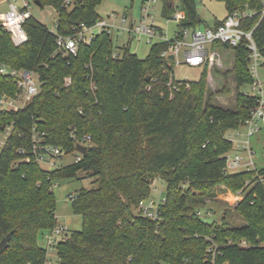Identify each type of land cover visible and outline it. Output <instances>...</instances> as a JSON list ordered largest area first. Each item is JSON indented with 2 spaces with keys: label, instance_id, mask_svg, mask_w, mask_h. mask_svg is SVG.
Here are the masks:
<instances>
[{
  "label": "trees",
  "instance_id": "obj_1",
  "mask_svg": "<svg viewBox=\"0 0 264 264\" xmlns=\"http://www.w3.org/2000/svg\"><path fill=\"white\" fill-rule=\"evenodd\" d=\"M217 1L228 15L247 14L241 29L252 31L264 67L261 1ZM31 2L54 8L57 23L52 32L31 16L23 24L22 45L0 24V68L34 73L40 83L24 108L0 107V135L9 131L0 152V243L11 233L0 264L49 263L38 236L57 227L54 183L81 177L95 178L98 187L80 190L71 201L83 225L57 241L59 264H264V168L226 170V155L235 149L226 135L242 127L257 105L256 97L241 92L255 82L247 41L233 48L236 109H224L205 99L207 67L198 82L169 86L173 63L161 55L175 39L153 44L140 59L129 46L119 51L112 33L102 31L69 54L58 47L57 36L93 27L102 19L97 9L103 0ZM162 2L164 18L182 14L179 36L204 23L197 0ZM223 47L230 48L213 45ZM18 93L16 78L0 73V101ZM87 136V153L69 166L45 169L35 159L34 151L42 154L46 147L59 148L61 156L73 153ZM157 178L166 193L161 219L154 222L137 208L153 197ZM219 185L246 193L234 209L245 225L200 215ZM242 240L247 248L240 247Z\"/></svg>",
  "mask_w": 264,
  "mask_h": 264
},
{
  "label": "rangeland",
  "instance_id": "obj_2",
  "mask_svg": "<svg viewBox=\"0 0 264 264\" xmlns=\"http://www.w3.org/2000/svg\"><path fill=\"white\" fill-rule=\"evenodd\" d=\"M147 6L148 0H103V3L97 9L102 19L114 25L112 35L115 47L120 51L122 47L129 46L131 53L140 59H145L150 53L151 46L161 41L160 38H157L149 42L144 35H136L134 38H131L128 33L130 29L141 21L145 15L144 8ZM151 6H153V10L150 11V14L154 16L155 25L161 30L165 39L168 41L173 40L178 32V22L175 16L173 19L163 17L162 0H156ZM197 9L204 21L201 27L212 25L216 20H221L228 14L226 5L217 0H197ZM29 10L37 20L45 24L52 32H55L57 12L54 8H42L34 2H31ZM114 16H116V18ZM124 18L126 19L125 22H123ZM100 32L98 28H94L91 31L94 35ZM91 33H87V35L90 36ZM184 50L185 48L183 47L180 55L181 60ZM219 54L221 56L220 62L207 67L205 99L209 100L215 106L234 110L236 109L237 100L236 81L233 74L235 52L233 48H222ZM172 71L176 81L198 82L202 77L204 67L191 68L185 64L177 65L176 62H173ZM258 75L259 81L264 84V67L259 68ZM241 92L251 93V87L248 85L243 86ZM18 95L19 93L15 98H18ZM9 99H12V97L7 95L4 97V100L7 102L10 101ZM19 101L15 103V106H21V101ZM8 107V105L4 106V109L6 110ZM228 134H232V132L229 131ZM8 135L9 131L0 135V152ZM251 147L255 154L254 163L256 168L263 169L264 130L251 138ZM77 156L78 153L76 151L63 155L55 159V164L57 167L69 166L75 163ZM41 167L45 169L49 168L47 164H42ZM97 187L98 184L95 182V178L91 177H81L80 179L73 180L67 179L54 183L53 190L57 203V226H63L67 230V232H65L67 235L72 231H81L83 225L82 217L74 214L72 210V203L69 196L75 195L82 189L92 190ZM156 188L158 191H154ZM152 190V196L155 198L160 196L161 192L165 195L166 183L160 178H157L152 183ZM245 194L244 191L233 192L224 185H219L215 189L214 195L207 197L205 200L206 208L203 211L207 213L204 218H207L208 221H221L225 217L237 227L245 225L243 218L234 211L237 205L244 199ZM49 233L50 232H41L39 234L38 243L40 246L47 248L44 235ZM63 235L57 238L58 241L65 239ZM48 259L50 264H59L55 248L49 251Z\"/></svg>",
  "mask_w": 264,
  "mask_h": 264
},
{
  "label": "built area",
  "instance_id": "obj_3",
  "mask_svg": "<svg viewBox=\"0 0 264 264\" xmlns=\"http://www.w3.org/2000/svg\"><path fill=\"white\" fill-rule=\"evenodd\" d=\"M21 7L11 3L9 8L5 12H0V24L7 30L12 37L13 42L16 45H22L27 41V34L23 28L24 22L32 16L29 7L31 0H20ZM156 0H148V6L144 8L145 15L141 21L128 31L131 38L136 35H144L149 42L154 39L160 38L161 41H168L164 35L160 32L159 28L155 25L154 16L150 14L153 10L151 4ZM262 3V14H264V0H260ZM247 15V14H246ZM240 13H233L228 15L217 27L215 28H194L184 29L181 35H176L175 42L169 47V49L162 53V57L169 60L171 55L174 56V61L177 65L185 64L191 68L209 67L214 63H218L221 60V56L218 50L213 48L216 43L227 45L230 48L238 47L240 44L247 41L248 48L251 51L250 56V70L252 76L255 78V82L251 87L250 92H243L246 96H254L257 99V105L251 110L249 118L244 125L239 129L231 130L232 134L226 135V139L235 145L234 151L226 155V170L228 173H237L245 170H257L254 163V152L251 147V138L259 134L264 130V84L259 81L258 70L261 67L260 54L252 39V31L246 32L241 29V20L246 16ZM116 18V16H114ZM175 19L179 21L178 14L175 15ZM126 19H123L125 22ZM98 28L100 31L113 32L114 25L108 21L101 19L93 27H83V30L78 32L74 36H57L58 47L69 54H76L78 49V42L90 43L95 35L91 33L92 29ZM87 33H91L90 36ZM185 48L183 52V58L180 59L181 49ZM120 57L119 52L113 54V59ZM16 78L17 86L19 88L18 98L9 99L7 102L4 98L0 101L1 109L4 106H9L6 110H18L24 108L40 91V83L34 73L28 71H8L5 67L0 68V73H9ZM66 83H69L68 78L65 79ZM179 84L175 80L173 73H171L169 86ZM21 101V106H15V103ZM19 101V102H20ZM5 110V109H4ZM90 136L83 138L82 142H78L75 145H84V142L89 141ZM78 153V152H77ZM244 153V155H243ZM35 159L39 165L47 164L49 168L55 167V159L62 155L59 148L46 147L44 153L39 154L37 149L34 151ZM82 154L78 153L76 161L81 160ZM29 161V159L27 160ZM260 181L264 179L260 178ZM250 182H246L248 185ZM158 191V189H154ZM70 201L75 199V195L69 196ZM165 202V196L161 192L157 198L151 197L150 199L140 202L137 211L142 216L158 222L161 219V207ZM207 212L201 211L200 215L204 218ZM67 230L63 226H57L52 232L46 235L47 249L51 251L55 248L58 241V237L63 235ZM63 240V239H62ZM240 247L247 248L248 244L242 240ZM217 247L210 249V253L215 255ZM50 264V263H48Z\"/></svg>",
  "mask_w": 264,
  "mask_h": 264
},
{
  "label": "crops",
  "instance_id": "obj_4",
  "mask_svg": "<svg viewBox=\"0 0 264 264\" xmlns=\"http://www.w3.org/2000/svg\"><path fill=\"white\" fill-rule=\"evenodd\" d=\"M11 3H14V4H16L18 7H21V1L20 0H0V12H5V11H7L8 10V8H9V5L11 4ZM198 13H199V11H198ZM178 14V16L180 17V19H181V16H182V14L181 13H177ZM199 15H200V13H199ZM32 16H34L33 14H32ZM227 16H228V14H227ZM226 16V17H227ZM35 17V16H34ZM200 17H201V15H200ZM225 17V18H226ZM36 18V17H35ZM225 18H223V19H221V20H216L215 22H214V24H212V25H208V26H206V27H203V28H215L218 24H220ZM180 19H179V21H180ZM201 19L203 20V18L201 17ZM179 21L177 20V22L179 23ZM56 23H57V20H56ZM45 25V24H44ZM202 27H199V28H202ZM55 30H56V24H55ZM160 32H161V30H160ZM223 48H226V47H223ZM222 48H220V49H216V50H218V52L221 50ZM205 69V68H204ZM45 235H47V234H45ZM44 235V239H45V241H46V236ZM46 245H47V241H46Z\"/></svg>",
  "mask_w": 264,
  "mask_h": 264
},
{
  "label": "water",
  "instance_id": "obj_5",
  "mask_svg": "<svg viewBox=\"0 0 264 264\" xmlns=\"http://www.w3.org/2000/svg\"><path fill=\"white\" fill-rule=\"evenodd\" d=\"M35 4H37V5H39L40 7H41V5H40V3H38V2H36ZM174 56L173 55H171L170 57H169V60H171V61H174ZM147 80L149 81L150 80V77H147ZM87 151H88V147H86V146H84V145H77L76 146V152H78V153H80V154H82V155H85L86 153H87ZM10 237H11V233L10 234H8L7 235V237H5L3 240H2V242L0 243V252H2L5 248H7L8 247V242H9V240H10Z\"/></svg>",
  "mask_w": 264,
  "mask_h": 264
}]
</instances>
